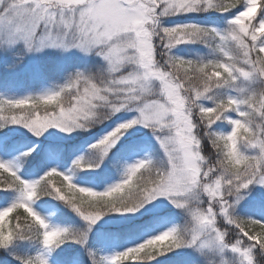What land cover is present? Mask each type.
<instances>
[{
	"label": "snow or ice",
	"instance_id": "1",
	"mask_svg": "<svg viewBox=\"0 0 264 264\" xmlns=\"http://www.w3.org/2000/svg\"><path fill=\"white\" fill-rule=\"evenodd\" d=\"M233 9L223 28L162 21ZM19 41L28 50L94 52L103 64L36 95L0 98V127L22 125L36 136L50 126L71 132L135 109L136 117L92 147L107 152L122 130L140 124L152 130L161 155L128 164L103 191L78 186L55 168L26 179L0 162V192L12 195L0 208V249L33 240L43 251L16 258L48 264L44 251L68 240L85 244L105 213H133L164 197L183 211V223L110 256L96 259L89 250L92 264H136L184 248L199 254L191 264H210L208 253L256 264L254 250L264 253V219L238 216L235 206L249 185L264 186V0H0V45ZM185 43L208 51L195 58L172 52ZM218 121L227 130L214 127ZM74 164L93 166L80 158ZM40 196L63 201L86 226L50 225L32 206Z\"/></svg>",
	"mask_w": 264,
	"mask_h": 264
},
{
	"label": "rangeland",
	"instance_id": "2",
	"mask_svg": "<svg viewBox=\"0 0 264 264\" xmlns=\"http://www.w3.org/2000/svg\"><path fill=\"white\" fill-rule=\"evenodd\" d=\"M234 13L235 9L228 13L209 10L203 13L168 16L162 18V21L165 25L203 21L209 22L212 27L223 28L226 26V18ZM207 51L208 49L199 43L179 44L172 49L175 55L186 58H195L198 54H204ZM102 64L101 57L94 52L85 53L78 48L45 47L40 50H28L22 41L11 46L0 45V98L36 95L49 90L51 85L58 86L64 78H69L77 71L86 74L95 73ZM205 103L210 102L205 101ZM136 115L135 109H121L107 119L100 120L99 123H92L90 127L64 132L50 126L40 136L34 135L22 125H17V128L10 132L28 134L40 145H47L44 153L48 156L45 160L34 159V163L30 164L33 160L22 152L21 140L7 145L0 137V162L8 163L26 179L38 178L49 169L55 168L69 175L81 186L103 191L122 178L128 164L146 157L158 160L161 155L152 130L140 124L122 130L123 134L108 148L107 152H101L92 147L118 124L125 123ZM93 135L94 139L88 141L87 139H91ZM38 150L39 145L32 154L34 157ZM212 151L214 155V150ZM210 152V145L205 141L203 154L208 155ZM78 158L91 160L93 166L77 167L74 161ZM69 163H71L70 166ZM3 195V199H0V208L6 206L12 199L11 195ZM32 206L50 225L57 226L55 218L51 215L48 201L40 203L34 200ZM235 214L264 219V186L249 185L248 189L244 190L242 199L235 206ZM69 217L73 218L77 229L86 226L75 212ZM183 219L181 209L175 208L167 198L158 197L133 213H105L88 229L85 244L75 242L73 249L61 258L53 248L44 251V255L49 264H85L84 258L89 257L85 250L88 246L89 248L94 246L102 251V257L110 256L173 225L183 223ZM254 251L256 264H264V253L258 249ZM198 255L191 249H177L158 255L150 261H145L144 264H191ZM221 258L229 261V264H239V259L230 253H208L205 257L210 264H219ZM4 264L12 263L6 261Z\"/></svg>",
	"mask_w": 264,
	"mask_h": 264
},
{
	"label": "trees",
	"instance_id": "3",
	"mask_svg": "<svg viewBox=\"0 0 264 264\" xmlns=\"http://www.w3.org/2000/svg\"><path fill=\"white\" fill-rule=\"evenodd\" d=\"M198 24L204 25V26H212L209 22H196ZM67 78H64L63 82L59 85L63 84ZM56 86L51 85L50 89H54ZM70 97H65L64 102L68 103ZM219 126L221 130H227L226 125L223 122H217L214 127ZM17 128V124H4L2 127H0V137L3 138V141L7 145H11L13 142L17 140H21V147L22 152L25 154V156L30 157L31 161L30 164L34 163V159H37V161L45 160L48 156L45 152V147L47 145H40L39 142L36 141V139L32 138V136L28 134H22L19 132H13L10 131L15 130ZM92 137V136H91ZM94 139V135L91 139H87L88 141H92ZM36 141V142H35ZM33 143V144H31ZM39 145V150L34 157L32 154L34 153V150ZM30 150V151H29ZM85 164H91V160H82ZM71 163H69V166ZM93 165V164H91ZM87 168V167H86ZM59 171V170H57ZM62 172V171H59ZM18 173V172H17ZM64 173V172H62ZM19 174V173H18ZM66 175V173H64ZM20 175V174H19ZM23 177V176H22ZM24 178V177H23ZM71 178V177H70ZM54 180H58L59 178H53ZM71 182L81 186L77 181H75L73 178H71ZM84 187V186H81ZM92 188V187H89ZM96 191H99L95 188H92ZM3 192H0V199H3L4 195ZM12 196V195H11ZM37 202L42 203L43 201L49 202V209L51 212V215L55 218L57 222V226L61 227H70L73 229H77V225L72 217H69L74 212L69 206H67L63 201H60L52 196H40L37 199H35ZM252 218H255L252 216ZM14 219V218H13ZM75 246V242L68 240L64 243L54 247V251L58 252V256L61 258L64 254L69 253L70 249H73ZM38 250H40V247L36 241L33 240H15L11 245L8 246L7 249H0V264H4L6 261H11L12 264H21V261L17 259V256H30L35 254ZM86 252L89 254V250H92L96 254V259H99L102 257V251H99L96 247L92 246L89 248V246L85 249ZM85 264H92V259L89 257L84 258ZM145 261H139L136 262V264H144ZM49 264V263H48ZM124 264H134L131 260L124 262Z\"/></svg>",
	"mask_w": 264,
	"mask_h": 264
}]
</instances>
